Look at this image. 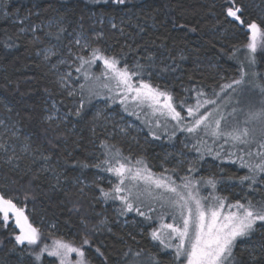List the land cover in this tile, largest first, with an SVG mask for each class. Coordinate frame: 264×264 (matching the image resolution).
I'll return each mask as SVG.
<instances>
[{"label": "snow or ice", "instance_id": "6c2138e0", "mask_svg": "<svg viewBox=\"0 0 264 264\" xmlns=\"http://www.w3.org/2000/svg\"><path fill=\"white\" fill-rule=\"evenodd\" d=\"M86 3L100 8L111 7L116 12L127 9L131 0H86ZM213 7L219 8L216 14L218 24H227L244 31L248 40L245 45L246 63L240 69L239 79L218 84L219 91L214 89L211 96L203 88L186 90L196 92L193 104L186 101L175 103L167 84L153 83L154 77L161 78L164 73L177 70L179 65L175 63V57L169 55L173 63L160 67L156 55L145 49L144 55L129 63L123 52L109 53L98 46L104 39L103 32H93L91 35L85 33L82 23L84 16L80 17L79 30L74 28L71 32L68 31L66 18L61 15L46 24L21 27L14 36L4 34L0 45L5 49L19 47L16 41L29 32L30 44L41 45L47 41V46L40 48L37 55L42 56L48 68L47 74L53 77L51 88L44 89L49 106L45 108L46 114L42 118L47 125L43 130V139L51 146V150L43 144H35L31 136L25 135L21 140L20 122L13 120L11 115L14 109L0 98V104L7 113L0 115V161L9 165V171L13 174L6 176L0 183V231L12 229L13 251L17 246L26 245L34 264L41 261L45 253L48 257L57 258L59 264H89L86 250L93 245L90 237L102 230L104 220L89 229L87 219L82 218L81 224L85 231L79 245L60 238L53 240L51 245L45 243L40 246L42 233L33 226L25 208L19 206L18 201L21 194L25 202L34 200V182L40 180L41 174L48 173L56 181L51 185L52 190L62 191L65 196H75L76 202L70 211L77 214L81 212L84 202L89 200L88 192L92 190V185L77 176L73 181L75 192L62 187L61 177L64 173L57 170L61 166L59 158L52 163L53 154L54 150L66 149L68 135L74 132L77 123L87 118L93 100H103L105 109L119 103L129 115L137 119L143 115V123L149 126L154 139L159 140L161 137L152 131L153 125L163 129L169 141L175 140L178 133L183 134L184 140L181 142L184 148L196 155L189 160L183 152L177 154L185 157L177 160V166L187 163L186 174L177 176L180 180L177 183L172 175L177 172L176 167L165 168L160 174L154 173L144 159L123 155L119 148L109 142V133L100 141L102 158L92 162L75 159L70 165L74 169H96L97 181L108 179L110 187L107 189L93 182L99 196L91 199L105 203L119 201L117 212L121 216L135 212L146 220H157L159 226L152 229L151 239L171 257L170 264H245L238 258L237 247L242 241H252L257 232L264 236V199L226 203V197L215 194L218 184L216 178H197L194 173L199 171V164L205 156H212L221 163L225 160L233 164L238 162L241 168L247 169V174L240 177L239 182H247L250 191L258 192L264 188V87H260L258 97L254 96L248 81H252L255 74L244 70L256 63L257 55L264 58V20L258 22L246 18L245 7L240 0H219L218 4L214 0ZM105 15H100V23H103ZM115 21V16L109 18L111 28L124 35V19L121 18L119 24ZM196 30L195 27L190 29L192 32ZM140 31L144 29L140 28ZM152 43L155 44V41ZM127 47L129 51L133 50L131 45ZM140 47L137 45V50ZM53 57L56 58L55 62ZM179 58L183 60L184 56L180 55ZM98 64L101 70L97 74L94 69ZM58 96L61 99H57ZM226 105L232 106L227 113L224 111ZM201 109L204 111L201 112ZM15 115L20 116V112L16 111ZM241 115L243 120L239 119ZM101 121L106 124L109 117L104 109H97L92 114L91 131L94 135L98 126H104ZM170 122L173 123L169 134ZM120 130L125 131L124 128ZM73 143L78 145L77 141ZM67 155L71 156L72 153L68 152ZM26 156L32 159L21 167L20 162ZM37 161L42 163L34 170L33 165ZM64 166H69L67 161ZM202 189L211 191L203 195ZM166 218L171 222H167ZM13 223L14 228L19 229V234L15 233ZM3 245L4 241L0 240V246ZM257 248L264 255V242L253 243L245 249L253 262L257 259ZM95 252L104 257L100 246L95 247ZM73 254L75 260L72 259ZM145 256L146 261H141L140 258ZM122 264H161V261L157 254L129 248L124 253Z\"/></svg>", "mask_w": 264, "mask_h": 264}, {"label": "trees", "instance_id": "16d2710c", "mask_svg": "<svg viewBox=\"0 0 264 264\" xmlns=\"http://www.w3.org/2000/svg\"><path fill=\"white\" fill-rule=\"evenodd\" d=\"M240 2L245 7L246 18L258 22L263 20L261 16L264 15V11L260 9L261 7H257V4H262L264 8V0H240ZM213 3L214 0H131L127 9L113 12L111 7L92 6L87 4L86 0H9V16H0V40L5 33L14 36L26 22L41 24L61 15L66 18L68 30L81 22V16H84L82 23L85 28H89V10L106 13L108 17L115 16L117 22L123 18L124 21L128 20V24L124 25V35L113 30L110 25L104 26L106 45L113 53L123 52L126 55L130 53L135 58L144 55L147 49L156 55L157 64L160 67L164 66L158 62L160 57H169V55L175 57V63L179 67L175 72L164 73L166 82L163 84H171L175 95L181 96L184 93L181 91L180 83L186 89L191 86L203 89L217 87L223 78L240 72L242 63L237 53L245 48L248 42L247 37L243 30L232 28L227 24H218L216 14L219 8H214ZM215 3L218 4L219 0H215ZM17 15L21 16L19 21L13 17ZM27 16L29 19L25 20ZM174 25L177 26L174 27ZM178 25L186 27L182 28ZM192 27L197 30L190 31ZM140 28L144 31L141 32ZM39 34L42 35V33ZM30 39L31 35L27 33L16 41L19 47L5 49L0 45V95L13 107L14 111L11 115L19 120L22 130L30 134L36 144H43L46 149L51 150V146L47 145L43 139V130L47 125L43 123L42 118L47 105L44 89L51 88L50 81L53 77L47 74L46 65L37 57V52L43 44L32 45L28 42ZM153 41L155 44L152 43ZM161 44L164 47H160ZM127 45H131L133 50L129 51ZM137 45L141 46L138 50ZM234 50H238L235 56H233ZM180 55L184 56L183 60L179 58ZM257 68L264 73V58L260 55H257ZM178 74L179 78L176 77ZM56 98L61 99L59 96ZM66 103L69 102L66 100ZM0 109L6 112L2 104ZM16 111L20 112V116L15 115ZM90 120L87 116L84 121L77 123L78 130L67 137L66 149L54 150L52 163L59 158L61 166L57 170L64 173L61 177V186L71 189L72 192H75L73 181L79 176L78 174L88 180H94L95 169L81 170L70 167L75 159H87L91 162L94 139H99L103 135L100 132L92 135L89 128ZM73 141H77L78 145ZM152 146L155 148L157 145ZM152 146L151 150L154 149ZM68 152L72 155L68 156ZM149 160L156 166L154 157H150ZM65 161L69 166H64ZM214 170L217 176H225L231 180L238 174L232 166L227 168L222 166L219 169L214 165ZM0 173L3 176L13 175L2 161H0ZM233 180L239 181V179ZM55 183V179L48 173L41 174L40 180L34 182V216L39 220H48L56 226L55 230L46 228L48 234L56 231L55 233L59 236L81 237L85 230L81 219H87L89 229L93 224L98 223L100 218L93 210L102 211V203L95 201L97 206L95 208L91 199L93 196L89 194V200L84 202L81 212L77 214L70 211L73 203L76 202V197L65 196L62 191L52 190L51 185ZM90 204L93 206H89ZM85 208L88 209L87 214L84 212ZM108 214L111 220L115 221L114 213L111 211ZM91 216L92 218L88 219ZM90 238L93 240V245L88 249V255L94 264H105V258H107L106 264H122L124 253L129 248L133 251L144 249L146 254L156 253L150 231L141 232L131 225L123 227L114 224L112 232L92 234ZM261 242H264V236L260 232H257L252 241L247 244L240 242L237 247L238 258L245 261V264H264V255H261L258 248L255 253L257 259L254 262L245 250L251 244ZM13 245L8 242L0 248V264H4L3 259H7L10 264H16L18 255L14 251L17 247L13 251ZM96 246L101 247L104 257L98 256L95 252Z\"/></svg>", "mask_w": 264, "mask_h": 264}, {"label": "rangeland", "instance_id": "374dc122", "mask_svg": "<svg viewBox=\"0 0 264 264\" xmlns=\"http://www.w3.org/2000/svg\"><path fill=\"white\" fill-rule=\"evenodd\" d=\"M8 6H9V0H0V16H2V15L6 16L5 13H10ZM257 7H261L260 9H262L264 11L262 4H257ZM88 13H89L88 21L90 23V27L85 28V25L83 24V30L85 31V33H87L89 35H91L93 32H103L104 33V39L102 41H100L98 46L106 49L109 53H113L111 48L108 45H106V36H105V32H104V29H105L104 26L110 25L109 18L111 16L108 17L105 15L103 23H100L99 17L102 14V12H96L93 10H89ZM93 13H95V15H93ZM13 17L16 20L18 19V21H19L21 16L17 15V16H13ZM58 18L59 17L57 16L51 20H55ZM127 18H128V16H127ZM261 18L264 20V15L261 16ZM27 19H29L28 16H27ZM47 22H43V23L46 24ZM115 22L117 24L120 23L117 21H115ZM125 23L128 24V20H126ZM33 24H35V23H32L29 21V22H26L23 27H28L29 25H33ZM79 24H80V22L75 27H72L68 31L71 32L74 28L79 30ZM28 34L31 35L30 32ZM65 43H67V40H65ZM45 46H47V41L45 42V44H43V46L41 48H43ZM237 54H238V59H239V61H241L242 65L245 64L246 63L245 56L247 54V49L244 48L243 50L238 51ZM127 55H126V59L128 60L129 63L133 62L136 59L133 55H130V53H128ZM37 57L43 61L42 56L37 55ZM55 59L56 58L53 57V62H55ZM158 62L160 65H165V64L171 65L173 63V60H170L169 57H167V56H165V57L163 56V57L159 58ZM242 65H241V67H242ZM241 67H240V69H241ZM47 70H48V68H47ZM100 70H101V65L98 64L97 67L94 69V71L97 72V74H98ZM244 70L255 74V76L253 77V80L248 81V84L250 86H252L253 95L258 97L260 94V87H264V73L260 72V70H258V68H257V58H256V63L254 65H252L251 68L245 67ZM176 77L179 78L180 75L178 74ZM239 78H240V72L238 74H235V75L230 74V75H228V78H223V80H221V82L219 84L228 83L232 79H239ZM163 82H166V76H164V74H163V77H161V78H156V77L153 78V83H155V84L163 85ZM167 86H168V89L172 92V94L174 96V102L175 103L179 104L181 101H186L187 103H190V104L195 103L196 92L195 91H186V90L192 89L193 87L199 88L198 86H191L190 88L186 89L182 86V83H180L179 86L181 87V91H183V93H184L181 96L175 95V91L172 89L171 84L167 85ZM214 88L216 91H219L218 87H211V88H206L203 90L209 96H211ZM0 98H3V96L0 95ZM48 106L49 105L47 104L46 107H48ZM68 106H71L70 103H68ZM208 107H209V109H211V106H208ZM231 107H232L231 105H226L224 107L225 113L231 111ZM97 109H104L105 110L106 114L109 117V122L104 124V122L101 121V124H104V126L103 127H100V126L97 127L96 133L100 132V133H103V135L99 139L98 138L94 139V142H93L94 148L92 149L93 155L91 156V160H90L91 162L97 158H102L101 152L103 150L100 148V141L105 139L108 136V134L111 133V137L109 138V142L111 144H114L117 148H119L122 151L123 155L130 156L133 159H136V158L144 159L147 162L148 166L151 168V170L156 174H160L163 171V169H165V168L172 169V168L176 167L177 172L175 174H172V175H173V179H176V182L180 183V180L177 179V176H184L186 174L187 163L185 162L184 165L177 166V160L184 159L185 157L190 160V159H193L196 155L194 152H189L188 149L184 148L183 143L181 142L184 140L183 134L178 133L177 138L175 140L169 141L168 135L163 134V129L156 128L155 125H153L152 131H156L157 134H159L161 137L159 140L154 139L153 136L150 134L149 126H147L145 123H143V120H144L143 115L141 116L140 119H137L136 116L129 115L127 112H124L122 110V107L119 105V103L111 104L110 108L105 109V104H104L103 100H93L92 105L89 106L88 117H90V119H91L90 120V126H89L90 131L92 128V114ZM178 110H179V108H178ZM203 111H204V109H201V112H203ZM45 114L46 113H44V115ZM0 115H7V113L0 109ZM12 118H13V120H16L13 116H12ZM214 118H215V115H214ZM239 119L243 120V116L241 115L239 117ZM171 123H173V122H170V124H169V128H168L169 134L171 133ZM19 127L22 130L20 124H19ZM121 128H124L125 131L121 132V130H120ZM77 130H78V124H77L76 128L74 129V132ZM91 133H92V131H91ZM25 135L30 136V134H28L22 130L21 140L23 139V136H25ZM92 135H94V134L92 133ZM33 142L35 143L34 140H33ZM153 144H156L157 146L154 148L152 146ZM151 146L154 149L151 150L150 149ZM180 152H183L185 154V157L178 156L177 154ZM150 157L155 158L156 166L154 165V163L150 162V160H149ZM31 159H32L31 156H26L25 160L20 162L21 167H23L25 164L29 163L31 161ZM41 163H42L41 161H37L36 164L33 165V169L39 168ZM4 164L9 168V165H7L6 163H4ZM214 165L219 169H220V167L222 168V166L225 168H227V166H232L235 169V171L238 172V174L235 175L236 178H233V179H239L240 177L246 175L247 169L241 168L239 166L238 162L233 164V163H230L229 161L225 160L223 163H221V161L213 159L212 156H205V159L200 162L199 171L194 173V175L197 178H199L201 176H203L205 178H207L209 176H213L214 178H216L218 180V184H217V189H216L215 194L226 197L227 198L226 203H234L237 200H240L241 202H245L246 199H252L253 201L264 199V194H262L264 192V188H262L258 192H252L249 190L247 182H245L244 184H241L237 180L227 179V178H225V176H217V174L215 173V170H214ZM78 175L83 181L92 185V190H89L88 195L90 194L93 197L99 196V192L95 190V184L93 182L100 183L101 186L104 187L105 189L110 187L107 178L100 180V181H97V179H96L97 170L96 169L94 172V180L93 181L86 179L81 174H78ZM101 175H105L106 177L110 176V174H101ZM5 177L6 176H3L0 173V183H2V181ZM112 179L115 180L114 177H112ZM209 191H211V190L210 189H202V194L207 195ZM230 192L232 194H230ZM100 202L102 203L103 210L102 211L101 210L97 211L96 209L93 210L100 219H99L98 223L93 224L91 226V228L94 225H98L101 220L105 221V225L102 226L101 231L93 233L95 235H99V234H102L104 232H112L114 224H119L120 226H123V227H125L127 225H131V226L137 228L138 230H140L141 232L147 230V231H150V233H151L153 228L159 226V222L157 220H155V219L152 221L146 220L145 218L138 216L135 212L128 213L126 216L119 215L117 212V209L120 207L119 201H115V202L108 201L105 203L101 200ZM92 204L94 205L95 208L97 207L95 201H93ZM18 205L23 206L25 208L26 215H28L30 222L33 224V226L38 227L40 229V231L42 233V241L40 242V246H43V244H45V243L51 245L53 240L60 239V238H62L63 240H65L67 242H72L76 245L80 244L81 237H79V236H78V238L76 236H68V235L59 236L55 233L56 231H53L52 234H48L47 233L48 229H46V228H49V230H51V229L55 230L57 228L52 222L45 220V219L39 220V218H36L34 216V210H35L34 200L25 202L23 200V195L21 194L20 199L18 201ZM155 206L157 208L159 207L158 204H156ZM110 210L115 215V221H112L109 214H108V212H111ZM84 212H85V214H87L88 209L85 208ZM91 218H92V216L88 217V219H91ZM166 220H167V218H166ZM167 222H171V221L167 220ZM13 228H14V223H13ZM109 228L111 229V231H108ZM11 230L12 229H10L9 231H0V240H3L4 244L8 243V242H9V244L10 243L14 244V238H12L10 236ZM14 231L16 234H19V229L14 228ZM248 242L249 241H243L244 245L247 244ZM152 243L156 247V253H153V254L158 255V258L160 259L161 264H170L171 257L166 255L163 251L160 250L158 243L156 241L152 240ZM3 246H0V248H2ZM36 250H38V248ZM134 251H136V250H134ZM14 253H16L18 255L16 258L17 259L16 264H34L33 257L28 254V250H27L26 245L25 246H17V250L14 251ZM86 256H87V259L89 261V264H94L90 260V257L88 255V249L86 250ZM167 258H169V259H167ZM72 259L73 260L76 259L75 254H73ZM140 260L146 261V256L141 257ZM3 262H4V264H10V262L7 259H3ZM35 264H59V261L55 257H48L47 254L45 253L42 260L39 262H35Z\"/></svg>", "mask_w": 264, "mask_h": 264}]
</instances>
